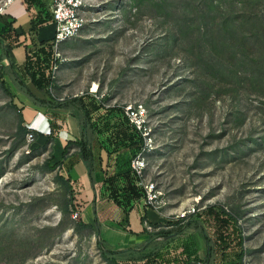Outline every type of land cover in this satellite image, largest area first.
I'll use <instances>...</instances> for the list:
<instances>
[{"label":"rangeland","instance_id":"rangeland-1","mask_svg":"<svg viewBox=\"0 0 264 264\" xmlns=\"http://www.w3.org/2000/svg\"><path fill=\"white\" fill-rule=\"evenodd\" d=\"M83 3V29L54 48L51 95L109 114L141 105L161 213L198 220L214 264H264V0ZM20 124L0 75V264H109L93 231L75 230L49 145ZM199 237L188 229L119 264H204Z\"/></svg>","mask_w":264,"mask_h":264},{"label":"crops","instance_id":"crops-1","mask_svg":"<svg viewBox=\"0 0 264 264\" xmlns=\"http://www.w3.org/2000/svg\"><path fill=\"white\" fill-rule=\"evenodd\" d=\"M50 6V0H15L0 15L3 85L24 125H36L37 140L49 145L51 161L68 180L82 222L96 226L99 240L108 250L137 248L149 240L147 227L163 225L169 218L145 204L143 191L130 170V161L138 152L139 136L124 113L109 114L99 105L91 108L81 97L94 127L89 166L76 146L81 126L75 112L35 104L23 92L22 85L39 100L51 103L55 99L63 100L51 95L49 79H45L51 70L55 48L52 44L55 25ZM33 79L43 87L34 86ZM198 239L199 253H204L206 258L204 238L200 234ZM214 256L213 251L211 264H214Z\"/></svg>","mask_w":264,"mask_h":264},{"label":"trees","instance_id":"trees-1","mask_svg":"<svg viewBox=\"0 0 264 264\" xmlns=\"http://www.w3.org/2000/svg\"><path fill=\"white\" fill-rule=\"evenodd\" d=\"M32 78H34V75L30 74ZM33 84L37 88L43 87L41 82L34 81ZM47 84H49V81H47ZM23 92L27 95L28 98H30L35 104L44 105L49 108H61L68 110L72 113H74L78 120L79 124L81 126V135L80 140L76 144V146L79 149V154L81 158L91 166L92 163V155H91V149H90V143L92 140L93 130L94 127L91 123V117L90 112L86 108L87 105L84 103L83 99L81 97H67L63 100H53V103L49 101H42L37 99L30 91L29 89L22 85ZM28 129L25 126V128L20 124L19 125V132L22 136H24L26 133H28ZM70 145V144H69ZM49 160H52V156H50ZM64 185L69 186L71 189L68 180H63ZM75 210H79V207L74 205ZM82 229H91L95 236L99 238L98 229L91 225L85 224L83 222L80 223V225L76 226L75 230L79 231ZM151 231L149 233V240L147 243L134 248V249H128V250H122V251H111L103 249L102 241L98 240L97 242V248L100 250V254L103 257L104 261L108 262L109 264H119L121 261H130L134 260L133 254L135 252H138L140 250H159L163 247L166 243L171 242L174 240L177 236L181 235L185 230L187 229H193L198 231L204 238L205 244H206V258L204 264H211L212 258H213V246H212V240L208 236L205 228L201 225V223L193 219L192 217L179 219L178 221H172L168 219L165 221L163 225H153L151 227ZM157 238H162V241H157ZM220 240H222V237H220Z\"/></svg>","mask_w":264,"mask_h":264},{"label":"built area","instance_id":"built-area-1","mask_svg":"<svg viewBox=\"0 0 264 264\" xmlns=\"http://www.w3.org/2000/svg\"><path fill=\"white\" fill-rule=\"evenodd\" d=\"M14 1L15 0H0V15H3L6 8ZM50 5L51 20L55 25V34L52 44L54 47H57L59 44L75 38L83 29L84 20L82 18V12L84 3L83 0H50ZM53 64L50 66L51 70H55L56 68ZM123 113L131 127L143 138L142 150L138 151L132 157L130 161V170L143 191V200L145 204L159 210L161 207L159 198L160 193L156 191L154 184H148L144 180L145 162L143 158V151L151 144V139L147 138V134L141 132L146 118L145 109L141 105L135 107L128 105L124 108ZM26 127L31 132H37L38 130L36 125L30 124ZM28 138L33 139L32 133L28 135ZM191 210V212H194L193 208ZM72 218L77 220L80 219V211L75 210ZM184 218L188 217H184V215L179 217V219ZM147 229L150 231L152 230L151 227H147ZM156 240L162 241L163 239L157 238Z\"/></svg>","mask_w":264,"mask_h":264}]
</instances>
